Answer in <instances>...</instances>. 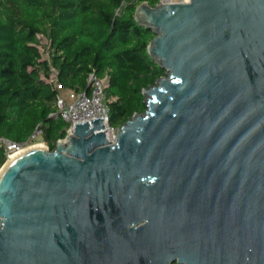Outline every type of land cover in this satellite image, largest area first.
I'll return each mask as SVG.
<instances>
[{
    "label": "water",
    "instance_id": "95a60500",
    "mask_svg": "<svg viewBox=\"0 0 264 264\" xmlns=\"http://www.w3.org/2000/svg\"><path fill=\"white\" fill-rule=\"evenodd\" d=\"M147 109L0 169V264H264V0L135 10Z\"/></svg>",
    "mask_w": 264,
    "mask_h": 264
},
{
    "label": "trees",
    "instance_id": "16d2710c",
    "mask_svg": "<svg viewBox=\"0 0 264 264\" xmlns=\"http://www.w3.org/2000/svg\"><path fill=\"white\" fill-rule=\"evenodd\" d=\"M160 0H0V137L29 141L40 132L51 150L70 123L59 115L64 89L90 92L89 77L105 79L110 125L118 128L147 109L144 89L166 75L149 54L154 29L135 10ZM7 161L0 146V169ZM174 264H179L178 262Z\"/></svg>",
    "mask_w": 264,
    "mask_h": 264
},
{
    "label": "built area",
    "instance_id": "2783aa9c",
    "mask_svg": "<svg viewBox=\"0 0 264 264\" xmlns=\"http://www.w3.org/2000/svg\"><path fill=\"white\" fill-rule=\"evenodd\" d=\"M166 1L167 0H160L159 2L166 4ZM51 82L60 90L57 96L58 112L52 115H59L62 119L68 121L70 123L69 128L75 127L77 124L86 121L92 125V120L103 118L104 127L102 130L105 131L106 136H108L111 142L115 143L117 141V129L110 125V108L107 101H105L107 86L105 79L99 78L97 74L93 72L89 77L90 92L83 91L81 93H76L68 90L69 94L66 92L64 93L65 89L63 84L59 83L56 78H52ZM27 142L28 141L17 143L0 137V146H5L7 159H9L14 152L29 147L25 146Z\"/></svg>",
    "mask_w": 264,
    "mask_h": 264
},
{
    "label": "rangeland",
    "instance_id": "374dc122",
    "mask_svg": "<svg viewBox=\"0 0 264 264\" xmlns=\"http://www.w3.org/2000/svg\"><path fill=\"white\" fill-rule=\"evenodd\" d=\"M68 93L69 91L65 90L64 93ZM35 145H43L45 147H49L48 144L44 141L40 133H36L25 146H35Z\"/></svg>",
    "mask_w": 264,
    "mask_h": 264
},
{
    "label": "bare ground",
    "instance_id": "6f19581e",
    "mask_svg": "<svg viewBox=\"0 0 264 264\" xmlns=\"http://www.w3.org/2000/svg\"><path fill=\"white\" fill-rule=\"evenodd\" d=\"M40 146H43V145H35V146H29L23 150H20V151H17V152H14L13 154H11V156L9 157V160L11 161L12 159H14L15 157H17L18 155H20L21 153H23L25 150H27L28 148H33V147H40Z\"/></svg>",
    "mask_w": 264,
    "mask_h": 264
},
{
    "label": "crops",
    "instance_id": "0c3cea01",
    "mask_svg": "<svg viewBox=\"0 0 264 264\" xmlns=\"http://www.w3.org/2000/svg\"><path fill=\"white\" fill-rule=\"evenodd\" d=\"M65 90H67V89H65ZM68 91V90H67Z\"/></svg>",
    "mask_w": 264,
    "mask_h": 264
}]
</instances>
